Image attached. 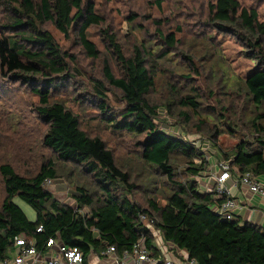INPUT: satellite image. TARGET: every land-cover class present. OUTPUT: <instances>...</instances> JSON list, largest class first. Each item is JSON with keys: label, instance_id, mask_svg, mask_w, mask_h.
Listing matches in <instances>:
<instances>
[{"label": "trees", "instance_id": "1", "mask_svg": "<svg viewBox=\"0 0 264 264\" xmlns=\"http://www.w3.org/2000/svg\"><path fill=\"white\" fill-rule=\"evenodd\" d=\"M164 2L154 0L149 4L162 11ZM186 2L196 8L193 17L198 28L208 30L210 37L231 36L243 48L245 58L253 64L243 82L244 95L256 110L264 109V22L258 9L242 6L239 0H208L199 5L197 0ZM132 5V16L128 17L132 30L139 29L149 36V29L138 23L142 5L137 0ZM174 5L181 9L185 2L174 0ZM146 19L149 27H155L156 39L138 40L135 35L128 47L97 12L93 0H0V85H11L33 96L34 114L46 128L43 147L60 163L90 175L97 187L91 191L78 186L72 196L74 208L62 204L44 186L46 180L55 182L60 178L52 159L42 161L35 173L25 174L8 161L0 162V263L10 258L17 238L32 241L41 253L49 239L58 238L64 246L79 249L85 259L92 253L100 256L107 246L115 247L121 256L142 236L150 248L153 237L139 219L144 214L165 241L185 251L196 264H264V230L252 224L240 225L239 220L221 219L212 211V195L201 192L195 178L209 167L205 153L157 127L163 103L154 101L151 94L156 90L162 62L178 52L181 40L177 35L183 30L180 21L175 29L166 32L164 24L170 20L149 15ZM51 28L77 44L91 61L99 60L101 50L89 38V32L101 28L106 43L102 76L83 79L78 58L60 45ZM182 56L189 73L180 78V83H167L170 94L164 106L168 111L178 105L179 115L189 122L188 112L200 117L198 99L202 95L195 93L194 86L188 87L191 74L198 73L194 69L196 55L188 51ZM110 59L115 62V71ZM69 85L76 92L75 100L91 103L115 132L139 138L140 158L156 169L170 187L163 198L164 205L146 199L143 208L130 199L136 184L131 182L130 173L118 166L106 142L81 128L79 116L62 98L68 92L63 94V88ZM110 91L118 94L123 104L118 113L109 106ZM233 102V97L228 99L221 109L234 112ZM262 119L263 115L256 121ZM211 120L218 123L208 131V138L222 153V161H229L239 174L264 178V139L257 137V147H253L229 118L224 122L217 115ZM204 124L199 122V133L204 132ZM5 142L6 138L0 137V147ZM16 198L35 211L34 222L15 204Z\"/></svg>", "mask_w": 264, "mask_h": 264}, {"label": "rangeland", "instance_id": "2", "mask_svg": "<svg viewBox=\"0 0 264 264\" xmlns=\"http://www.w3.org/2000/svg\"><path fill=\"white\" fill-rule=\"evenodd\" d=\"M93 1L96 4L97 12L104 16L106 24L112 26L120 38L125 43L127 42L128 47L132 45L135 35L138 40L144 39L143 37L156 39L155 27L148 26L150 21L146 19V16L149 15L153 19H162L168 22L170 20L167 25L164 24L166 32L175 29L176 22L180 21L183 32L177 35V38L181 40L177 47L178 52H174L175 56H169L167 61L162 62L156 80V90L151 94L154 101L163 103L159 106L161 107L159 118L156 120L157 127L161 132L194 144L207 156L208 168L211 170H214L216 165L224 159L222 153L208 138V131L214 124L218 123V120L211 119H215L217 115H221L224 122L225 119L229 118L238 130L247 135L254 145L253 147H257L255 142L257 137L264 139V119L256 121L258 116H264V109L256 110L247 102L244 95L243 82L253 70V64L245 58L243 48L233 37L222 34H213L210 37L208 30L198 28L193 17L196 8L190 7L186 0H183L185 5L181 9L176 8L174 0H166L162 11L149 4L150 2L153 3L154 0H137V4L142 5L141 18H139L138 23L149 29V36L145 32L142 34L141 31L138 32L139 29L133 31L132 25L129 23L128 17L132 16L134 0H114L111 3H106L103 0ZM197 1L195 0L199 5L201 2L207 3L208 0ZM239 2L248 8L256 7L260 20L264 22V0H239ZM135 9L137 10V8ZM51 31L60 45L78 58L83 79L86 80L92 75L102 76L106 43L103 41L101 28H94L89 32V38L101 50V56L97 61L89 60L72 40H65L52 28ZM155 45L158 46L159 42H156ZM188 51L196 55L194 69L198 71L196 74H191L188 87L194 86L196 88L195 93L202 95L201 99H198L200 117L188 112L189 122L179 115L181 109L178 105L168 111L164 106V102L170 94L167 90V83L176 80L182 81L180 78L189 73L188 64L182 56V53ZM176 53H178L177 56ZM114 63V60L110 59L113 71H115ZM10 87H4L3 83L0 85V137L6 138L5 144L0 147V162L8 161L19 173L25 174L26 172L35 173L36 167L42 161L48 158L52 159L60 178L53 182L47 190L51 191L62 204L75 207L72 196L76 193V188L80 186L91 191L92 189L93 191L97 190L93 179L90 175L82 173L80 169H76L70 164L60 163L52 153L43 147L41 140L46 128L34 114L33 104L36 100L31 94L17 91L11 85ZM63 89V94L65 91L68 92L62 98L66 105L79 116L81 128L91 136L102 138L108 148L113 150L118 166L130 173L131 182L137 186L134 194L130 195V199L143 208L146 206L144 204L146 199H155L157 203L164 205L163 198L169 192L170 187L156 169L146 165L140 158L137 144L139 138L128 133L115 132L103 122L102 117L91 103H87L86 100H75L76 92L71 91V85ZM81 97L82 95L78 96L79 100ZM232 97L235 100L232 108L235 113L229 114L224 112L221 107L227 104L228 99ZM109 99L110 108L117 113L120 112V109L123 108L120 96L110 91ZM183 111L187 110L184 109ZM200 121L205 123L201 127L204 129L203 133H199L197 130ZM257 127H260L261 131H258ZM42 155L45 157L41 158ZM203 176L205 175L203 174ZM14 202L31 222L36 220V213L29 205L18 198Z\"/></svg>", "mask_w": 264, "mask_h": 264}, {"label": "built area", "instance_id": "3", "mask_svg": "<svg viewBox=\"0 0 264 264\" xmlns=\"http://www.w3.org/2000/svg\"><path fill=\"white\" fill-rule=\"evenodd\" d=\"M204 175L209 180L207 183L201 181L200 176L195 180L202 193L212 195L214 200L212 211L223 220L239 219L238 214L243 205L234 196L235 189L257 197L264 203V178L239 174L229 161H220L214 170L208 168ZM52 184L53 181L46 180L44 186L47 189ZM139 219L153 237L150 248L147 238L142 236L130 251L123 252L121 256L117 255L115 247L107 246L100 256L92 253L85 259L79 249L64 246L58 238L47 241L44 253L38 252L32 241L17 238L13 264H26L30 258L43 261L44 264H196L185 251L165 241L160 231L154 227L153 221L146 215L140 214ZM37 232L40 233L41 228H38ZM92 259H95V263ZM3 263L8 264V260Z\"/></svg>", "mask_w": 264, "mask_h": 264}, {"label": "crops", "instance_id": "4", "mask_svg": "<svg viewBox=\"0 0 264 264\" xmlns=\"http://www.w3.org/2000/svg\"><path fill=\"white\" fill-rule=\"evenodd\" d=\"M201 181L207 183L209 180L203 175L200 176ZM234 196L238 202L243 205L241 212L238 214V220L240 225L252 224L258 226L264 230V203L257 197H253L247 193H244L240 189L233 191ZM15 252L11 253L8 260V264H13ZM95 263V259H92ZM4 264V263H0ZM26 264H44L43 261H37L34 258L27 260Z\"/></svg>", "mask_w": 264, "mask_h": 264}]
</instances>
